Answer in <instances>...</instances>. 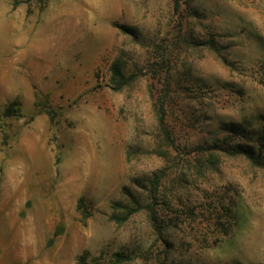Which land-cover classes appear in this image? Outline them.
<instances>
[{"label":"rangeland","instance_id":"rangeland-1","mask_svg":"<svg viewBox=\"0 0 264 264\" xmlns=\"http://www.w3.org/2000/svg\"><path fill=\"white\" fill-rule=\"evenodd\" d=\"M173 1L0 0V264H264V0Z\"/></svg>","mask_w":264,"mask_h":264},{"label":"trees","instance_id":"trees-1","mask_svg":"<svg viewBox=\"0 0 264 264\" xmlns=\"http://www.w3.org/2000/svg\"><path fill=\"white\" fill-rule=\"evenodd\" d=\"M38 3H42L44 0H35ZM182 0H174L173 1V8L174 10H177L179 8V5L181 3ZM118 27H120L122 30L124 31H128V29H126L125 27L121 26V25H117ZM141 75V73L139 72H131L128 74H125L121 71V62L116 59L112 62L111 65V82H112V86L115 90H121L122 88H124L125 86L129 85L130 83H132L134 80H136V78H138ZM158 103V107H157V120H158V125L160 127L161 132L164 134L165 139L168 142H172V139L170 137L169 131L166 127V123L164 120V107H163V97H159L158 100L156 101ZM19 106L20 103L17 100L11 101L7 104V106L5 107L3 114L5 116H20L19 113ZM41 112L46 113L50 120H53L55 115H56V111L53 110L52 108L49 107H44L43 109H40ZM212 149H219L218 147H213V146H200L197 145L193 150L195 151H207V150H212ZM222 152H225L227 154H231V155H237V154H243L245 155L249 160H251L254 163L260 164L262 166H264V161L260 160V154L257 153L255 154L253 151L248 150L246 148H243L241 146H236L232 149H227V148H222L219 149ZM216 159L214 157V153H212L210 151L209 153V159L208 161L205 160L206 163H215ZM163 175L161 174H157L154 178V180L152 181L151 187H150V196L151 197H155L159 184H160V180L162 178ZM140 208H142V206H134V207H129L125 214L122 216H113L112 218L117 221V222H123L125 220H127L131 215H133L135 212H137ZM146 210L148 211V216L150 219V222L152 224V226L154 227V230L157 231L158 225L156 222V215H155V210L153 208L152 203H147V205H145ZM128 260L127 255H125L122 252H114L111 255V259L109 261H104L101 260V257L99 256H92L90 258H88L86 256V254H82L79 256L78 258V264H124L125 261Z\"/></svg>","mask_w":264,"mask_h":264}]
</instances>
